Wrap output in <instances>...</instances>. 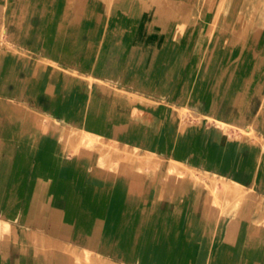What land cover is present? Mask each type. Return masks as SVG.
I'll list each match as a JSON object with an SVG mask.
<instances>
[{
  "label": "rangeland",
  "instance_id": "1",
  "mask_svg": "<svg viewBox=\"0 0 264 264\" xmlns=\"http://www.w3.org/2000/svg\"><path fill=\"white\" fill-rule=\"evenodd\" d=\"M117 1L0 0L7 261L264 264V0Z\"/></svg>",
  "mask_w": 264,
  "mask_h": 264
},
{
  "label": "bare ground",
  "instance_id": "2",
  "mask_svg": "<svg viewBox=\"0 0 264 264\" xmlns=\"http://www.w3.org/2000/svg\"><path fill=\"white\" fill-rule=\"evenodd\" d=\"M122 1H124V0H118L117 1V5H121V7H123V8H126L127 6H125V4L122 2ZM84 2V1H83ZM120 2V3H119ZM119 3V4H118ZM123 3V4H122ZM126 3V2H125ZM128 3V2H127ZM150 3H152L153 5H155V2L152 0V2H150ZM135 4V3H134ZM83 5V4H82ZM159 6L160 8H157L156 10H155V12H156V19H160V20H162L165 16H166V14L164 13V8H165V4L164 3H161V2H159L158 4H156L155 6ZM121 7H120V10H121ZM118 9V8H117ZM119 10V11H120ZM118 11V10H117ZM144 21V20H143ZM126 22H127V20H126ZM146 22V21H145ZM149 23V22H148ZM148 23H145V25H148ZM144 25V27H147V26H145ZM154 25V24H153ZM150 26H152V25H150ZM150 26H148V28H147V30H149V28H151ZM142 29H144V28H142ZM152 29V28H151ZM145 30V29H144ZM153 30V29H152ZM152 30H151V32H152ZM31 32V31H30ZM29 31H27V33L25 32V35L26 36H28L29 35V33H30ZM147 32H149V31H147ZM154 32V31H153ZM33 36V35H32ZM166 36H167V34H166ZM9 66V65H8ZM8 66H4L2 63H0V77L1 76H3L4 75V72H5V70H6V67H8ZM11 67V69L12 70H16V69H14L15 67L13 66V65H11L10 66ZM18 69V68H17ZM9 74V73H8ZM5 75H6V73H5ZM4 75V76H5ZM10 75V74H9ZM13 75V74H12ZM11 76V75H10ZM14 78V77H13ZM13 78H8V80L6 81L5 79H3V81H2V83H3V85H5L4 86V88H6V90L5 89H0L3 93L4 92H7V93H9V94H14V93H20V92H22L23 90H24V88H23V90L21 89V87L20 88H17L16 86V82H15V80L13 79ZM19 81V80H18ZM1 83V84H2ZM23 84V83H22ZM2 85V86H3ZM13 85V86H12ZM21 86V85H20ZM12 98V97H11ZM9 106H11V105H9ZM243 133H245L246 132V129L244 130H241ZM5 167H6V163L4 162V161H0V181H6L7 179L5 178L4 179V177L2 178V172L4 171V169H5ZM6 174H7V170H6ZM228 181L230 180V179H227ZM18 181V180H17ZM13 182H15V180L13 181ZM8 184V183H7ZM2 185H3V183H1L0 184V190H1V192H2ZM7 188V187H6ZM9 206V204L8 205H6V207H8ZM10 206H13L12 204L10 205ZM3 208L5 209V207L3 206ZM3 209V210H4ZM2 227V231L4 230L5 232L7 231L8 232V225H4V226H1ZM16 231V230H15ZM127 234V233H126ZM17 238V237H16ZM32 239H34V237L32 238ZM6 240H7V238H6ZM11 241V240H10ZM31 241V240H30ZM121 244H127L126 242L124 243H121ZM110 245H111V243H110ZM110 245H108V246H110ZM128 247V246H127ZM128 248H131V247H128ZM4 249H8V246H5L4 247ZM4 249H2V246H0V264H17V263H14L15 261L17 262V259L16 260H14V254H13V261H7V260H9V252L10 251H3ZM33 248L31 247V248H29L28 249V251L30 250V254H24V255H26L25 257H27V259H29V261H27V259L26 258H20L19 260V262H21V264H29V263H31V262H33V259L35 260V249L36 248H34L33 250H32ZM17 252V251H16ZM19 252V251H18ZM12 255V254H11ZM17 255H19V253L17 254ZM16 255V256H17ZM31 256H33V258L31 257ZM20 257V256H19ZM3 258V259H2ZM7 258V259H6ZM12 260V259H11ZM143 260H145L144 258H143Z\"/></svg>",
  "mask_w": 264,
  "mask_h": 264
}]
</instances>
